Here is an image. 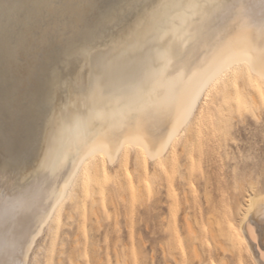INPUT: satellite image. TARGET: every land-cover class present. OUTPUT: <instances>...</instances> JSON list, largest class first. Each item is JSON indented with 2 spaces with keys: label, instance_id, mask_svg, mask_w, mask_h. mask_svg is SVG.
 Wrapping results in <instances>:
<instances>
[{
  "label": "bare ground",
  "instance_id": "obj_1",
  "mask_svg": "<svg viewBox=\"0 0 264 264\" xmlns=\"http://www.w3.org/2000/svg\"><path fill=\"white\" fill-rule=\"evenodd\" d=\"M116 1L94 0L93 4L90 0H0V58L4 60L0 64V161L19 154L26 146L30 148L31 157L27 174L21 170L7 183H3L4 177L0 176V264H11L13 260H23V264H27L38 237L45 230L54 237L59 225H63L61 218L66 202L77 207L79 196H93L96 192L102 196L106 179L114 176L119 186L113 181L115 178L113 183L122 187L124 184L119 177L123 174L126 190H121L130 192L135 198L140 195L142 184V190H150L161 174H168L176 166L180 168L178 166L184 164L180 157L187 158L185 164L189 161L190 165L194 161L198 163L207 151L205 137L211 128L214 104L220 94L228 98L223 100V114L248 110L259 119L261 112L264 113V90L249 79L251 73L264 84V0H126L124 5L119 3L120 8L126 5L125 11L132 12L128 17V12L120 13V19L124 18L120 25L112 31L105 26L93 36L85 33L81 37L85 41L75 43L74 38L82 33L88 18H95L100 9ZM106 32L107 36L102 38ZM101 38V42L95 44ZM67 51L87 60L83 67L80 65L83 79L78 81L75 89L72 86L66 89L67 76L55 82L66 94L49 113L45 123L47 140L43 132L39 141L40 118L36 105L44 91L37 94V89L45 82L44 77L54 70L50 58ZM217 118L218 127L222 128L226 119L221 114ZM132 151L135 162L131 176L141 182L138 186L135 181L132 184L127 171ZM207 156L204 154L201 162L208 161ZM107 163L121 167L119 170L123 173L119 176L117 169L118 177L115 172L107 176ZM197 165L195 168L199 169ZM191 170H187L189 175L184 173L186 179L176 171L171 173L177 174L181 181H187ZM195 172L194 169L193 174ZM171 173L170 177L174 175ZM36 177L41 180L39 184ZM162 179H158L160 188ZM212 182L208 179L204 184L210 187ZM243 183L236 188L243 201V206L238 208L237 226L232 224L230 212V219L225 214L226 223L223 220V210L229 207L222 206L226 195L220 196L222 201L217 198V203L222 207L219 215L224 221L222 225L226 224L225 232L222 230L218 234L216 230L217 234L210 238L223 253L234 256L237 264H243V260L264 264V227H261L264 188L258 180ZM169 185L165 186L166 190L171 188ZM137 189L139 195H136ZM155 189L152 187L154 192ZM184 189L182 194L186 200L188 191L186 187ZM210 190L213 191L212 187ZM221 190L217 191L226 192ZM191 192L195 195L194 189ZM215 193L213 196L210 193V197L216 199ZM96 195L91 197L92 202L89 201L90 205L93 203L94 215L98 212L94 207L98 201ZM155 196L154 193L151 198ZM111 198L114 200L113 196ZM205 198L207 194L204 201ZM187 202L184 201V205ZM194 202L191 201L192 205ZM85 203L83 201V206ZM171 208L172 205L170 214L174 213ZM220 208L216 211L220 212ZM23 209L27 214H22ZM213 209L210 214L215 211ZM66 212L72 218L71 210ZM195 214L203 215L201 212ZM171 217L170 223L175 220H170ZM186 217L183 219L189 240L188 252L186 260L182 257L184 260L181 258L180 264H206L202 260L203 251L199 249L200 236H206H202L203 231L196 230L198 226L193 229L196 226L194 220ZM199 219L198 222H202ZM207 219L206 224L216 225L213 219ZM212 228L206 229L212 233ZM21 231L25 239L34 233L30 252L21 247ZM197 234L200 235L199 242ZM53 244L54 238L50 250ZM175 245L180 248V244ZM169 246L171 249V244ZM162 247L161 251L165 252ZM176 248L167 253L173 260V254L181 250ZM163 254L165 258L166 253ZM177 254L175 257L178 258ZM33 259L36 263V258Z\"/></svg>",
  "mask_w": 264,
  "mask_h": 264
},
{
  "label": "rangeland",
  "instance_id": "obj_2",
  "mask_svg": "<svg viewBox=\"0 0 264 264\" xmlns=\"http://www.w3.org/2000/svg\"><path fill=\"white\" fill-rule=\"evenodd\" d=\"M249 79L252 84L258 83L260 88L264 90V84L260 82L256 78V76L249 73ZM225 99L228 100L225 94H220L218 96V99L216 100L214 104V110H213L214 116H212L211 128H208L207 135L205 137L207 151L204 152V154L209 155L207 156L209 157L208 158L209 160L208 161L204 160V162L203 161L201 162V160L205 158L203 157L204 154H202L198 163L194 161V163L190 165L191 164L190 161L188 162V164H185L187 163L188 160L186 161L187 158L185 159V157L182 156L180 157V159L182 160L183 158V160L182 161L180 160V161H181V164L184 163L182 166L185 165L184 166L185 169L180 165L178 166L182 168L181 171H180V168H178L180 172L179 171L177 172L178 170L177 166L175 167L176 169L173 167L174 170H171V172L176 171L175 173H178V174L180 173L179 175L183 174L181 175V178L182 176H184V178L186 179L187 175H189V172L187 173V170H191V167H192V170L190 171V173L192 174V177L190 174V178H188L190 181H188L187 179L188 183L185 180L181 181L179 176L175 174L174 172H173L174 175L171 176L174 179H172L169 176V173H171L169 171L168 174L163 173L158 178V179L163 178L161 181L164 180L162 183H160V184H163L161 185L162 189L159 187L160 185L157 179L153 181V183L155 182L157 185H155V183L154 185H152L153 183H151L152 185V186L150 185L151 189L150 190L143 189L145 192L142 190V188L144 187L141 188V186H144L142 184L140 186L141 192L139 191V189H137V192H136V195H139V194L140 195L135 196L134 198L130 196V192L127 193L126 191V193H124L121 190V188L122 189L124 188L126 190L125 188L126 181H124L125 177L123 179L122 178L123 174H121L123 173V171L120 172L119 170L121 167L117 168L116 164L110 165L107 163L106 164L107 176L109 174H114V172L116 175L117 169H118L119 170L118 172H120L119 176L121 174V176L119 177V181L121 182V184H124V186L121 185L122 187H116L117 184L119 186V183H118V180H116L114 176L113 178H115V180L112 177L105 180V187L103 190V195L101 196L99 193L98 195H96L97 192L96 194L93 193V196L95 197L96 195V199L98 200L96 203L97 205L96 204L94 205L95 209H98L96 210L98 212L95 211L96 215H94L93 213L94 209L91 210V205L93 204L92 203L90 205V202H92L91 197H93L91 194H90L91 196L90 195L86 197L84 196L85 199L83 195L79 196L80 199H79V204L77 205V207H76V204L74 205L73 203H68L67 201L65 208L66 210H71L72 218L69 217L66 210L63 211L62 218H61L63 225L62 224L59 225L54 237L47 230H45L44 233H42L38 237L36 246L33 249V253L30 254L32 262L28 261L27 264H177V263L180 264L183 258L186 260L187 252H188V249L186 247L189 243V240L186 235V230H185V225H184L185 222L183 219V217H186L183 215L185 214L187 215V212L188 214L192 213V214H189L190 217L188 215L186 218L187 219L192 218V220H194L193 222H195V224L192 222V220H190L191 225L193 224L196 225L194 226L195 228L193 227V229H196V227L198 226L196 230H199L201 232L203 231L202 236L204 235L206 236L204 238V237H201L199 234H197L198 235L197 240L199 236L201 238L199 239L202 240L200 241L201 243H199L201 246L199 247V249L201 248L200 249L201 252L203 251L202 260L204 261V263L206 262V264H237V262H235L236 260H234L235 259L234 256L232 255L230 256L229 254H227V252L223 253L219 249V247L211 240L210 236L212 234L216 235L217 234L216 230L217 232L219 231L218 234L222 233L223 231L225 232L226 224L222 225L224 221L220 220L222 219V217L219 215L221 214L222 207L219 203H217L218 199L219 201L221 200L220 196L226 195L225 197L227 198L222 199L225 201V204L222 206L226 208L229 207L226 209V211H224L225 209L223 208L224 209L223 212H225L223 213L224 216L222 215L223 220H225V223H226L225 217L227 216H225V214L228 215L227 219H230L229 213H228L230 212V215H231L230 217L232 218V224L234 226H237V220L239 216L238 208L240 206H243L242 197L239 194V190L236 189L237 186H240V184H242L243 182H244L243 183L244 185L246 184V182L252 179V180H258L260 183L259 184L260 187L264 188V179H263L264 177V174H263L264 172V113L261 112L259 119H256L248 110H244L241 113L240 112H235V113L230 112L227 114H223L225 111H224L222 104H223V100ZM218 114H221L226 119V121L223 122L222 124V128L218 127L219 126V122H218L219 118H217ZM195 160L197 161V159ZM134 162H135V154H134V151H132L130 152V158H129L127 171H128L130 181L132 182V184L135 181V185L138 186L141 184V182H137L136 179L134 180L133 177L131 176V172L133 171V167H134ZM207 162L208 164H206ZM196 165L199 169L195 168ZM186 166L188 167L186 168ZM194 169L197 172V173L195 172V174H193ZM207 169L213 170L211 172L215 174L213 173L210 174L211 173L210 170L206 171ZM206 172H209L210 175L208 173L207 175L211 176L208 178L209 182H210V179L211 181H213L212 185H210L213 191L214 190L220 191L221 189L222 190L225 189L226 192L225 190H223L225 193L221 194L217 191L219 193L218 194L216 192L218 194L217 195L215 191L213 192L212 190H210V187H208L209 186L208 182H206L207 183L206 185L208 186H205L204 181L206 180L208 181V179H205L208 177V176L207 177L205 176ZM184 173L187 174L186 177ZM166 174L168 177L166 176L165 178ZM212 175L213 177L215 175V178H213L214 180L212 179ZM116 176L118 177V174ZM201 176L202 178H200ZM203 177L205 178L203 179ZM120 178H122V181ZM112 179L114 182L116 181L115 183L117 184L113 183ZM167 180H168V183L171 182L170 183L171 186L168 183H166ZM193 180H194V183L192 184ZM174 181L178 183L176 184L174 183ZM222 181L224 182V184ZM198 183H200L199 186H197ZM214 183H217V185H219L222 188L219 189L218 188L219 186H216V184ZM167 185L171 187V188L168 187L170 190L168 188L166 190ZM181 185L183 189L185 187L187 188L188 192L185 193L186 200L184 198V195L182 194L183 190L181 188ZM190 186L191 188L194 189V194L196 196L192 194L191 190L193 189L190 190ZM215 186L218 189H216ZM152 187L154 189L157 188L158 190L155 189V192H154V190H152ZM118 188H120V190ZM208 189L211 192H209ZM222 190L221 192H223ZM138 191L140 192L139 194H137ZM156 191L157 192L159 191L161 193L157 195L158 193ZM176 191H179V192L177 193ZM154 193L156 196L154 198H151L154 196ZM210 193H212L211 196H213V194L215 193L217 195V196L214 195L216 199L215 198L213 199L212 197H210ZM204 194L205 196L207 194V199L205 198V201L207 202L209 207H212L213 205L214 209L213 208L210 209L209 207L206 208V206L208 205H206V202L204 201V197H205L203 196ZM112 196L114 200L112 198H111L112 200L110 199V197ZM192 197L193 199H191ZM208 197L211 198L213 201L209 199ZM194 198L195 199L197 198V201ZM190 199L193 202L195 201L194 202L195 204L197 202V204L199 205L198 206L197 204L192 205ZM83 201L86 202L84 206L82 204ZM164 201H165V204L163 205ZM184 201L187 202L188 204L185 203L184 205ZM211 201H212V204L210 205L209 203H211ZM215 201L217 205L215 204ZM176 203H180V204H176ZM169 205L170 207L172 205L171 209H173L172 212H174L172 214L168 213L170 211ZM179 205H180V209L178 210ZM187 205L192 206V209ZM79 206L80 207L83 206V208H81L80 210ZM195 206H196V209L194 208ZM216 206L218 208L221 207L218 210L220 212L216 211L218 209ZM175 207L177 208L176 211H174ZM215 207L217 208L216 210H215ZM235 207H237V209ZM212 209L215 211L210 214V211H212ZM193 210H195L194 214H193ZM204 210L205 211L207 210L208 212H205ZM196 211H199V212H196ZM175 212H178V213L175 214ZM200 212L203 215L198 214L199 215L198 216L197 214H195V213H200ZM168 214L174 217H171L170 215L168 216ZM95 216H98V217H95ZM164 217L166 218V221L165 219L163 220ZM170 217H171L170 220H172V218L174 220L175 218V220L172 221L174 225L172 224V222L170 223L169 221ZM196 217H198L197 218L198 220H200L199 218H201L202 222H198ZM208 217L209 218L211 217V219H213V222H216L215 223L216 225L210 222L206 224V219ZM96 218L97 219L99 218V219L97 220ZM211 219H207V221H212ZM198 223L199 224L202 223V224L199 225ZM209 227L211 228L214 227L211 229L212 231L210 230L212 233L207 231L209 229H206V228H209ZM196 232L201 233L198 231ZM175 236H177L178 239ZM53 238H54V244H53L52 249L50 250L51 241ZM220 238L222 237L220 236ZM204 239H205V242H203ZM178 240L180 243L178 242ZM173 241L174 242L176 241V242L173 244ZM161 242H163L162 244H164L163 246H165L164 247L165 252H163L164 250L161 251L160 249L162 247V245L160 244ZM197 242H199V240ZM170 244H171V249L169 246ZM175 244H178V245L180 244L179 247L181 248V250ZM204 245L206 246V248H208V250L205 248ZM174 246L177 247L176 250H180V252L179 251L175 252V254L178 253L177 255L180 256V258L178 256L179 259L175 257L176 256L175 254H173L175 260L172 259L173 257L170 258L169 255H167V253H169V249L172 250L174 248L172 251L173 252L175 251ZM172 251H170L171 254L173 253ZM206 251L208 252V254H206L207 253ZM163 253H166L165 255L167 257V258L165 257L166 259L163 258L164 257ZM171 254L170 256H173ZM203 256H205V258ZM207 256L209 257L210 260L208 258H207L208 260H206ZM33 257L36 258V263ZM242 263L250 264L247 260H243Z\"/></svg>",
  "mask_w": 264,
  "mask_h": 264
},
{
  "label": "water",
  "instance_id": "obj_3",
  "mask_svg": "<svg viewBox=\"0 0 264 264\" xmlns=\"http://www.w3.org/2000/svg\"><path fill=\"white\" fill-rule=\"evenodd\" d=\"M124 2H126V0H117L113 4L109 5L107 8L100 9V13L101 12L102 13L101 14L98 13L95 18L89 17L88 21H86L87 23H86L84 30L82 31V33H79L80 34L79 36L74 38V42L76 43V42L83 41V38L81 39V37L85 33H87V36L89 35L93 36L95 32H97L98 30H100L101 28L105 26L109 28L108 30L112 31L116 26L120 25V23L122 22L124 18L120 19L119 15L121 12L127 10V7H125L126 6L125 5L124 7L120 8L119 3L124 5L125 4ZM125 12H128V11H125ZM131 12H128V14L126 13V17L130 16ZM107 34H108L107 32L104 33L102 35V38L106 37ZM102 38L96 41L95 44H99ZM70 54L72 53H69L68 51L64 52L63 54L62 52L61 54L60 52H58L56 53L55 56H52L50 58L49 61L52 65H54V70L52 71V74L50 73L49 75H46V77H44L45 82L43 81L42 83L39 84V87L37 89L38 91L37 94H41L45 90V87L48 83V78L50 76L52 77L54 82H56L62 76L63 77L67 76L68 82L66 84L67 85L66 89L71 86L74 88L75 86H77L78 81H81L83 79V74H82L83 69H81V66L85 65L87 60L85 61L84 59L79 58L78 55H70ZM61 88L62 87L59 86L57 87V90H55L54 95L58 97V99L54 101L53 106L55 105L57 101H59V99H61V97H63L66 94V92L61 91ZM58 91H61V92H58ZM37 131H39V141H40L42 140V137H43L41 123H39Z\"/></svg>",
  "mask_w": 264,
  "mask_h": 264
},
{
  "label": "snow or ice",
  "instance_id": "obj_4",
  "mask_svg": "<svg viewBox=\"0 0 264 264\" xmlns=\"http://www.w3.org/2000/svg\"><path fill=\"white\" fill-rule=\"evenodd\" d=\"M94 4V0H90ZM38 46V45H36ZM35 46V47H36ZM4 62L3 58H0V64ZM58 85L53 81L52 77L48 78V83L45 87L43 94L41 95L37 105L36 111L40 118V123L42 126V131L45 133V123L48 121L49 113L52 111L53 103L58 97H56L55 89ZM50 126V125H49ZM44 139L47 140V134L45 133ZM39 146V145H38ZM30 148L24 147L21 149L19 154H14L10 159L6 161H0V176L4 177L3 183H7L9 180L16 178L17 174L21 170H25L27 174V166L31 163V157L29 155ZM35 171V169H33ZM37 183L41 182L39 177H36ZM22 214H27V210L23 209ZM261 216H264L262 214ZM261 227H264V220H261ZM34 233H31L26 239L24 238V233L21 231V247L30 252L33 248L32 238ZM28 261L32 262L31 256L29 255ZM11 264H23V260H13Z\"/></svg>",
  "mask_w": 264,
  "mask_h": 264
}]
</instances>
